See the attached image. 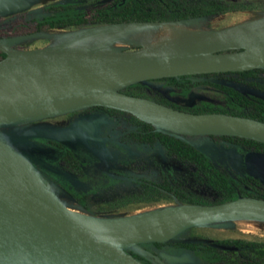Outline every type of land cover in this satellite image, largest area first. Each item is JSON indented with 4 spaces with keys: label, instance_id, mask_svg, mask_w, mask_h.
Returning <instances> with one entry per match:
<instances>
[{
    "label": "rangeland",
    "instance_id": "374dc122",
    "mask_svg": "<svg viewBox=\"0 0 264 264\" xmlns=\"http://www.w3.org/2000/svg\"><path fill=\"white\" fill-rule=\"evenodd\" d=\"M58 1L62 0H20L9 8L0 9V53L4 49L15 51L52 46L151 52L168 48L166 43L154 44V36L147 29L150 27L140 23L90 24L38 31L35 19L47 15L49 13L47 6ZM67 1L87 7L89 13H92L97 3L106 0ZM241 1L249 7H264V0ZM261 16H264V10L248 9L229 11L218 16L201 17L187 22L197 29L216 31L263 18ZM206 80L234 87L250 96L264 98V89H259L253 84L264 85V71H259L255 75L225 74L193 78L195 83ZM18 81L21 79L0 80V99L24 96L25 93L17 86ZM129 92L159 103L172 102L182 106L184 111L192 113L206 112L199 107L204 101L213 103L218 108H224L229 104L225 95L210 85L197 86L188 96L160 83L154 84L152 88L141 85ZM80 113L77 110L46 120L19 122L1 129L11 134L40 125L61 126L72 121ZM94 115L99 126L98 135L94 134L91 141L78 139L69 143L64 142V146L73 151V157L67 155L65 147L58 148L46 140L37 141L36 147L30 151L32 161L42 176L44 175V180L61 187V193L56 195L64 205L98 218L106 223L108 230L115 231L122 229L123 220L138 215L177 206L223 202L224 197L203 182V178L196 174V167L192 163L178 161L168 156L159 144L148 146L138 142L135 134L141 119L124 111L114 110L95 111ZM155 126L158 129L176 132ZM184 135H188L205 151L211 165L236 181L238 189L236 198L264 194L263 183L255 185L248 181L249 171L244 169L247 154L236 145L205 134ZM165 183L181 189L190 200L163 189L161 185ZM175 239L196 240L204 244L223 239L264 243V216L247 212L233 213L217 219L201 221L178 234ZM166 246L174 253L167 254L181 256L184 253L183 255L190 257L182 264H245L248 259L264 264V259L256 255L257 250L251 247L239 248L230 245L221 249L217 253V258H212L199 251L176 249L171 243ZM132 248L135 253L130 249L127 251L142 258L145 263L150 262L157 255L153 252V247L145 243Z\"/></svg>",
    "mask_w": 264,
    "mask_h": 264
},
{
    "label": "water",
    "instance_id": "95a60500",
    "mask_svg": "<svg viewBox=\"0 0 264 264\" xmlns=\"http://www.w3.org/2000/svg\"><path fill=\"white\" fill-rule=\"evenodd\" d=\"M18 1L0 0V9L9 8ZM168 22L176 21L140 24L151 27ZM4 52L6 56L0 59V80L22 79V76L36 73L60 74L64 79L53 89L36 96L0 99V264H147L127 250L143 243L169 242L198 222L233 213L264 216V198L242 196L217 204L172 207L173 221L179 228L164 239L113 236L73 215L56 195L61 193V187L47 183L1 129L29 119L105 106L131 113L157 126L160 121L201 120L223 126L225 133L221 135L264 142V122L260 120L219 112H187L122 91L127 86L153 79L264 68V39L250 47L223 41L209 52L169 47L150 52L70 46L4 49ZM116 95L143 102L146 106L124 103ZM88 123L89 126L83 127L94 137L95 128ZM27 134L58 140L77 136L74 130L42 128L31 129ZM261 163L259 169L264 175V157ZM162 258L170 262L190 259L188 255L167 253L162 254Z\"/></svg>",
    "mask_w": 264,
    "mask_h": 264
},
{
    "label": "trees",
    "instance_id": "16d2710c",
    "mask_svg": "<svg viewBox=\"0 0 264 264\" xmlns=\"http://www.w3.org/2000/svg\"><path fill=\"white\" fill-rule=\"evenodd\" d=\"M259 1V0H257ZM261 1V0H260ZM49 13L41 18L35 19L36 29L38 31L44 29L55 28H74L84 25H114L125 23H146V22H167V21H190L201 17H213L233 10L246 9H262L264 7H249L244 5L241 0H106L97 3L89 13L87 7H82L77 3L67 0L58 1L47 6ZM191 24L190 22H185ZM6 53L0 54V59L4 58ZM259 70V69H258ZM262 70V69H261ZM246 72H227L223 74H235ZM209 74L196 75L208 76ZM217 75V74H215ZM191 76L167 77L162 79L147 80L136 83L122 89L125 93L129 90L156 82H163L167 86L176 88L183 93H188L193 87V82L189 80ZM219 90L224 92L226 99L229 101L224 108H218L213 103H203L199 106L204 111H221L236 115L251 117L264 122V101L257 105L256 109H250L245 112L240 109L235 101L243 106H251V100L244 94L240 93L236 88L228 85L214 84ZM114 111H120L112 109ZM139 129L135 134L140 144L154 146L159 144L163 147L168 156L176 158L178 161L191 162L196 167V174L203 178V182L212 189L219 192L224 200L236 198L238 189L236 181L232 180L220 169L208 162L207 155L198 145H196L188 135L194 133H176L163 129H158L154 124L140 120ZM164 128V127H163ZM168 129V128H166ZM171 130V129H168ZM174 131V130H172ZM212 137L221 138L224 142L238 144L243 147L251 148L253 146L264 150V142L247 139L234 135H212ZM67 155L73 157L68 151ZM44 176V175H43ZM178 184V183H177ZM178 186H180L178 184ZM161 187L169 192H173L179 197L190 200L189 197L181 190L174 188L170 183L162 184ZM226 199V200H225ZM191 202V201H190ZM194 203V202H191ZM169 243L173 244L176 249L185 251H199L205 253L212 258L218 257L219 251L230 245L237 247L255 248L256 255L264 259V243L246 242L241 239H223L211 244H204L196 240L177 241L175 238L169 242H149L145 243L154 250L153 252L160 255L159 252ZM133 255L130 251H128ZM135 258L144 262V260L136 255ZM147 264H152L147 262ZM245 264H259L258 261L248 259Z\"/></svg>",
    "mask_w": 264,
    "mask_h": 264
},
{
    "label": "bare ground",
    "instance_id": "6f19581e",
    "mask_svg": "<svg viewBox=\"0 0 264 264\" xmlns=\"http://www.w3.org/2000/svg\"><path fill=\"white\" fill-rule=\"evenodd\" d=\"M147 29L154 36V44L166 43L169 48L185 49L192 52H209L214 49L215 45L223 41L232 42L239 47H250L258 43L264 39V17L245 24L225 28L220 33H215L213 30L197 29L185 22H168ZM209 36L212 39H209ZM22 77L21 81L17 82V86L29 97L53 89L64 79L63 75L55 73H36ZM116 97L124 103L146 106L143 102L122 97L121 95H116ZM158 125L181 133H225L223 126L201 120L160 121ZM66 208L89 226L113 236H140L144 238L164 239L171 236L179 228V224L173 221L174 210L172 208L138 215L126 220H123V218L121 224L122 229L115 231L108 230L106 223L92 215L71 209L67 206Z\"/></svg>",
    "mask_w": 264,
    "mask_h": 264
},
{
    "label": "flooded vegetation",
    "instance_id": "af4514ba",
    "mask_svg": "<svg viewBox=\"0 0 264 264\" xmlns=\"http://www.w3.org/2000/svg\"><path fill=\"white\" fill-rule=\"evenodd\" d=\"M246 10H248V9H246ZM233 11H237V10H233ZM261 17H264V16H261ZM230 27H232V26H230ZM2 51L4 52V50H2ZM3 52H1V53H3ZM259 71H264V68H255V69H252V70L238 71V72H246V73H235V74H240V75H255ZM223 73H227V72L203 73V74H209L208 76H196V75H203V74L182 75V76H191L189 78V80L193 82V87L190 90V92H188L187 94L181 92L180 90L179 91L181 93H183L184 95L188 96V95H190L192 93V91H193L194 88H196L197 86H201V85H210V86H213L216 89H218L214 84H221V85H225V84L218 83V82H213V81H207V80L206 81H203L201 83L200 82L195 83L193 81V78H196V77L208 78V77H213V76L225 75ZM215 74H217V75H215ZM160 79H162V78H160ZM156 83L165 84L163 82H156ZM156 83L145 84V85H147L148 87L152 88L154 86V84H156ZM253 84H255L256 86H258L259 89H264V85H260V84H257V83H253ZM171 88L172 89H176V88H173V87H171ZM176 90H178V89H176ZM239 92L242 93L241 91H239ZM222 93L224 94V92H222ZM126 94L133 95L132 93H126ZM242 94H244V93H242ZM244 95H246L251 100V103H252L251 106H243L242 104L238 103L237 101H235V104L240 109H242L245 112H249L250 109H252V108L253 109H256L257 108V105L258 104H261L260 103V100H263L264 101V98H262L260 96H256V95H253V96L251 95L250 96V95H247V94H244ZM225 98H226V96H225ZM204 102L205 103H210V102H207V101H204ZM161 103L162 104H165V105H168V106H171V107L176 108V109L183 110L182 106H180L178 104H174V103L172 104V102H171V104H168V103H165V102H161ZM112 109H114V108L105 107V106L87 107V108L80 109L79 111L81 113L77 117H75L72 121L68 122L67 124H64V125H61V126H49V125L48 126L47 125L41 126L40 125V126H35V127H32V128H28V129H26L23 132L18 131V132H14V133H11V134L8 133V132H6V131H4V130H2V131L5 133L6 137L11 142V144H13L17 149H19L36 166V164L34 163V161H32L33 158H32V155L30 154V151H33V148L36 147V142L37 141L46 140V142H49V143H51L53 145H56L58 148L65 147L64 146V142L65 143H69V142H72V141H76L78 139H83V140H87L88 139L89 141H91L92 140V136H91L90 132L87 129H85L83 126L84 125L85 126H89V123L88 122H91L93 124L94 128H95L94 134L98 135L99 126H98V123L96 121V116L94 115L95 111L112 110ZM116 110H118V109H116ZM120 111H122V110H120ZM212 112L226 113V112H221V111H212ZM126 113H128V112H126ZM204 113H210V112L207 111V112H204ZM228 114H231V113H228ZM233 115H236V114H233ZM240 116H243V115H240ZM53 117H55V116H53ZM53 117L42 118V119H29V120H25V121H21V122H27V121H31V120H46V119H50V118H53ZM245 117H247V116H245ZM17 123H19V122H17ZM17 123H13V124H9V125L12 126V125H15ZM9 125H5V126H9ZM35 128H42V129L55 130V131L74 130V131L77 132V136L76 137H73L71 139L58 140V139L50 138V137L31 136V135H28L27 134V132L29 130L35 129ZM205 135H207L208 137H212V135L219 136V134H205ZM212 138H216V137H212ZM219 139H221V138H219ZM234 145H236L237 148H239L240 150H242L243 152H245L247 154V157H246V160H245V164H244V169L247 170V172L249 171L248 172V174H249L248 181L254 183L255 185H259L261 183L264 184V175L261 173V171L259 169V166L262 164L261 163V159L264 157V150H262L260 148H257L255 146H253L251 148H248V147H243V146L238 145V144H234ZM68 151H70L71 153L73 152L69 148H66V152H68ZM189 163H191V162H189ZM252 197L264 198V194H255V195H252ZM166 247H163L162 248V250L159 252L160 255H156V257L154 258V262L152 260H150V262L152 264H159V263L160 264H182V263H185V262H170L167 259L162 258V254H164V253H172V254H174L173 253V250L172 251L171 250H168ZM130 250L133 253H135V250L133 248H130ZM183 254L184 253H182V255ZM178 255H180V254H178Z\"/></svg>",
    "mask_w": 264,
    "mask_h": 264
},
{
    "label": "built area",
    "instance_id": "2783aa9c",
    "mask_svg": "<svg viewBox=\"0 0 264 264\" xmlns=\"http://www.w3.org/2000/svg\"><path fill=\"white\" fill-rule=\"evenodd\" d=\"M151 259V258H150ZM158 259V258H157ZM153 262H154V258L153 259H151Z\"/></svg>",
    "mask_w": 264,
    "mask_h": 264
}]
</instances>
